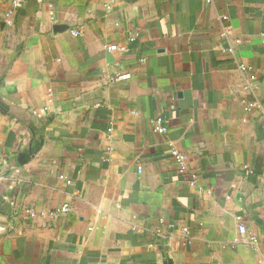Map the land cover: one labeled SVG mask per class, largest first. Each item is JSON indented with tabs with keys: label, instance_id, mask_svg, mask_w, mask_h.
<instances>
[{
	"label": "crops",
	"instance_id": "crops-1",
	"mask_svg": "<svg viewBox=\"0 0 264 264\" xmlns=\"http://www.w3.org/2000/svg\"><path fill=\"white\" fill-rule=\"evenodd\" d=\"M11 2L0 264H264V0Z\"/></svg>",
	"mask_w": 264,
	"mask_h": 264
},
{
	"label": "built area",
	"instance_id": "built-area-1",
	"mask_svg": "<svg viewBox=\"0 0 264 264\" xmlns=\"http://www.w3.org/2000/svg\"><path fill=\"white\" fill-rule=\"evenodd\" d=\"M25 1L26 0H12V2L10 3V5L8 7V10H7L6 14H5L6 24L7 25H10V19H12L13 16L15 15V13L24 6ZM70 33L74 37H79L81 35L80 31H78V30H72V31H70ZM108 49L110 51L119 50L116 46H109ZM239 70L248 72L249 81L251 83L255 81V75L251 72L250 69H246L243 66H240ZM124 78H126V76H123V75L117 76L118 80H122ZM48 102L50 103L51 100H49ZM252 108H253V104H248V105L243 107V111L244 112H250L252 110ZM153 132L155 134L159 135V136H163L166 133V127L164 126L163 119H162L161 116H157V117L154 118V120H153ZM170 155L173 158V160L175 161V163H176V165H177V167L179 169V172L183 173L184 170H185V167H186L185 157L181 153H179L178 151H176L173 148L170 149ZM138 172H140V168H138ZM60 179H63V177L61 176ZM66 184L70 185L71 182L70 181H66ZM10 189H11V187H10ZM3 200L6 201V200H8V198L4 197ZM69 210H70V206L68 204H63L59 208V210L57 212V215L58 216H63L65 214H67L69 212ZM27 213L29 214L30 217H34V214H33L32 211H28ZM238 232L241 235H245L246 234V228L244 226H239ZM184 236H186V232H185ZM249 242L250 243H254L255 239L254 238H249Z\"/></svg>",
	"mask_w": 264,
	"mask_h": 264
},
{
	"label": "water",
	"instance_id": "water-1",
	"mask_svg": "<svg viewBox=\"0 0 264 264\" xmlns=\"http://www.w3.org/2000/svg\"><path fill=\"white\" fill-rule=\"evenodd\" d=\"M36 151H37V147L29 148L23 152H20L17 158L19 164L21 165L26 164L31 159V157L36 153Z\"/></svg>",
	"mask_w": 264,
	"mask_h": 264
}]
</instances>
